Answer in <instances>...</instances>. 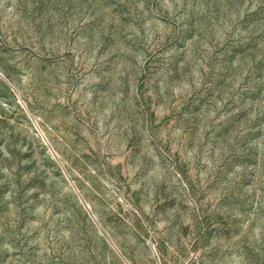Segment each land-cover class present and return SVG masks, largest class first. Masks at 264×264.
I'll return each instance as SVG.
<instances>
[{"label": "rangeland", "instance_id": "1", "mask_svg": "<svg viewBox=\"0 0 264 264\" xmlns=\"http://www.w3.org/2000/svg\"><path fill=\"white\" fill-rule=\"evenodd\" d=\"M0 264H264V0H0Z\"/></svg>", "mask_w": 264, "mask_h": 264}]
</instances>
